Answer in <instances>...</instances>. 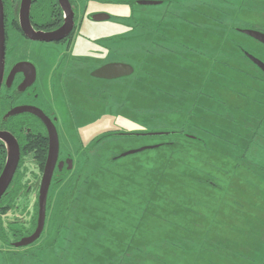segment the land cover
I'll use <instances>...</instances> for the list:
<instances>
[{"label":"rangeland","instance_id":"obj_1","mask_svg":"<svg viewBox=\"0 0 264 264\" xmlns=\"http://www.w3.org/2000/svg\"><path fill=\"white\" fill-rule=\"evenodd\" d=\"M74 2L79 10L86 7L82 0ZM172 2L166 6L138 4L132 13L129 6L92 2L80 12L83 18L72 36L73 54L93 51L103 63L128 61L136 68L133 85L146 73L138 72L137 67L146 70V63L153 64L144 57L156 56L157 62L171 60L175 66L170 71L164 67L170 72L169 83L157 86L173 90L178 84L188 89L177 88L172 95L157 92L151 99L136 103L129 92L125 96L126 88L121 85L126 81H95L89 77L88 61H69L68 73L85 67L81 75L91 83L89 89L78 78L80 99L71 90L70 101L77 103L79 110L91 108L92 113L69 123L65 107L57 105L63 115L58 127L60 155L69 154L72 168L52 177L39 239L15 247L12 242L33 231L41 175L34 153L21 154L15 176L19 193L12 196L11 207L0 216V264H94L90 261L97 251L94 241L103 234L87 244L78 238L87 234L89 223L94 221L93 211L103 201L113 206L106 211V221L119 224L110 219L119 211L114 210L117 205L124 209L121 214L129 216L121 226H139L137 251L124 253V261L118 256L104 264L263 263L264 74L240 48L264 62V45L235 29L264 32V0ZM92 12L106 13L110 18L93 21L89 18ZM85 37L95 43L101 39V43L90 50ZM48 55L57 53L53 49ZM76 86L69 82L71 89ZM74 98H78L76 102ZM178 130L199 141L175 134L123 138L113 133ZM109 131L108 138L99 139ZM169 142L175 144L168 146ZM142 147L149 148L120 156ZM162 166L177 182L179 193L173 198L183 212L169 229L160 228L158 219L170 199L164 196L172 193L158 192L164 198L155 201L154 195L148 196L150 192L136 187L134 181L141 173L148 176L151 170L163 171Z\"/></svg>","mask_w":264,"mask_h":264},{"label":"flooded vegetation","instance_id":"obj_2","mask_svg":"<svg viewBox=\"0 0 264 264\" xmlns=\"http://www.w3.org/2000/svg\"><path fill=\"white\" fill-rule=\"evenodd\" d=\"M79 1L80 0H77V2ZM82 1L86 2V4L84 5L86 7L83 8L82 10H79L74 0H67L68 10L71 13V17L73 21L72 29L68 33V35L60 41L45 42V41H38V40L36 41L29 39L23 32L20 25L22 0H1L2 15H3V31H4V57H3V74H2V78L0 79V132H4L8 134V136L13 138V140L18 145L19 157L12 180L10 181L5 192L0 197V201L5 202V199L9 197L8 194H10L9 192L11 191V189L16 187L14 182H17L15 181V176L18 171L21 154L34 153L35 156V149L33 147L34 146L37 147V140L34 141L35 142L34 144L32 142L33 138L39 139L38 143L40 145H44V148H46L45 149L46 156L44 161L42 162V166L40 165L41 162H39L35 158L36 161L38 162V166L41 171V175H40V182H41V177L46 163L47 152H48L47 125L49 124V121L53 124L57 136L59 130L58 127L62 125V119H63L62 113L56 112L54 106L50 104V102L48 101V98L46 96H42L41 92L38 89L39 80L36 74L35 66L30 60H28L31 47L35 46L36 47L35 49L43 55H46L48 53L50 47H53L55 49L57 46L64 47V49H60L63 51V53H61L57 66L59 67V69H61V72L58 78L55 79V90L56 92L61 94V97L64 100L65 116H67L69 123L70 122L74 123L76 122V120L79 119V116L90 114L91 108H86L84 106V107H79L80 109L83 110H79L77 103L72 104L70 101V99L72 98L71 90H73L75 96H77L80 99L78 87L80 86L81 83H78V78L83 79L82 71L86 69L85 67L83 68L77 67V72L73 71V73L69 74L68 66L70 62L76 64L77 62L87 63L88 61V63L90 64L88 65L87 63V69H89L88 72L89 77L95 81H100V82L104 81V82L112 83L113 80H117V79L123 80L128 75L130 76L133 73L132 72L128 75H124L114 79L94 77L91 75V72L94 69L106 63L105 62L103 63V59H101V61H97L95 53H93V51H87L86 53H82L78 55L73 54L72 36L74 31L77 29L78 25L80 24V20L83 18V16L82 17L79 16L80 12H82L83 10L86 11L87 7L92 2L95 3L102 2L101 4H105V5L117 3L124 7L129 6L131 13L133 12L132 11L133 7L138 4L146 7L153 5L166 6L169 4H173L172 2L173 0H82ZM141 1H149L151 3L141 4L140 3ZM95 14H106V13H102V12L90 13L89 18L93 21H101L110 18V15L107 14L108 18L106 19L94 20L91 17ZM28 21L33 31L49 32L62 26L66 22V16L64 9L61 7L58 0H30L28 7ZM237 29L239 28H236V30ZM87 40L92 44L95 43V40H92L89 37L87 38ZM16 41H19L20 43L19 42L15 43ZM96 41L101 42V39ZM22 42L25 43V45L22 44ZM17 45L18 47H20V49L23 48L21 55V58L23 59L13 60L16 58V56L10 58V54L13 52V49L16 48ZM166 61L167 59H165L164 61L163 59H161L159 61V65H162L163 62ZM22 62L27 63V65L26 64L21 65L20 63ZM152 78L154 80V75L152 76ZM145 79L146 76L144 73V76H141L136 80L139 82V81H145ZM69 82H72L77 86L74 89L73 88L71 89L69 87ZM82 82H83L82 83L83 86H86L87 84L90 89L91 83H88L86 79H83ZM174 86L175 88L169 91V95H172L170 92L176 89L177 84H174ZM161 91L162 89H160V92ZM78 98H74V101L76 102ZM81 99H83V97ZM142 100L144 99L141 98V101ZM66 105H67V110H66ZM89 119L91 120V118ZM131 133H138V132H131ZM7 154H8L7 144L4 142V138L0 137V174L5 166L7 160ZM68 164H71L69 168H68ZM71 168H72V158L69 156V154L63 156L60 155V150L58 148V156L56 158V161L54 162V168H53L51 180L53 175L56 174V172H60L63 170H70ZM40 182H39V186H40ZM17 193L19 192L18 191L15 192V197ZM47 197H48V192H47ZM37 202H38V194H37ZM46 202H47V198H46ZM37 214H38V209H37ZM44 222H45V218H44ZM36 224H37V218L34 224L33 231L28 235L20 236L19 240H21L23 237L31 235L36 228ZM40 235L36 240L39 239ZM19 240L12 242V245L15 242H18ZM36 240L32 243L34 244Z\"/></svg>","mask_w":264,"mask_h":264},{"label":"trees","instance_id":"obj_3","mask_svg":"<svg viewBox=\"0 0 264 264\" xmlns=\"http://www.w3.org/2000/svg\"><path fill=\"white\" fill-rule=\"evenodd\" d=\"M240 49L242 50V53H243V51H245V50H243V48H240ZM211 73L212 74L214 73L215 75H217V73H215L213 71H211ZM128 90L131 91L130 95L132 97H134L135 101H136V97H141L144 100L151 99V97H152L151 95L153 94V88H152L151 84L147 83V81H144V84L140 83L139 85H138V83L137 84L135 83L133 85L132 83L130 84V82H129L128 83ZM113 133L116 134V136L123 137V138L156 136V135H143V136L142 135H134V133L121 132V131H113ZM170 134H175V135H179V136L181 135L182 137L187 138V140H189L191 142L192 141H195V142L199 141L198 139H194L196 137H190L189 133L182 131V130H178L177 132H167V133H163L160 135L163 136V135H170ZM110 135H111L110 131L106 132V133L102 134L99 137V139L101 140V139L108 138ZM35 140H37V147L36 146L33 147L35 149V158L39 162H41L40 165L42 166V162L44 161L45 156H46V154H45L46 148H44V145H40L38 143L39 139L33 138L32 142L34 144H35V142H34ZM203 143H205V140ZM43 144H44V142H43ZM166 144L168 146H172L175 143L169 142ZM202 145L204 146L205 144H202ZM154 166H155V164H154ZM143 167L146 170L148 168V166H146V165H143ZM162 169H163V171H161L160 169H158V171L157 170H151L150 174L148 176H147V173H141V177L136 178L138 181L136 179H134V181L138 183L136 187L143 188L144 190H146L144 192H147V191L150 192V194L148 196L154 195L155 201H156V199L161 201V200H163L164 197L170 198L169 200L166 201L164 207H162V209H161L162 215L160 216V219H158V224L160 225V228L165 227V228L169 229V227L172 226L173 223L175 222L174 220L176 219V217L179 216L180 214H183V212L181 211V206L179 204H177L173 198L174 196H176L177 193H179V191H178L179 188L176 189V187H175V184L177 182L175 181V178L173 176L170 177L167 174H165V172H164L165 167L164 166H162ZM153 174H155V175L153 177H151ZM142 180L149 183L152 186H150L148 184H144ZM14 184L16 185V182H14ZM140 184H144V185L141 186ZM121 186H122V183H121ZM149 186L151 187V189ZM16 190H17V187L12 188L11 191L9 192L10 193V194H8L9 197L7 199H5V201H8V202H6L7 204H4L5 203L4 201H0V215L4 214L6 212V210L9 209V206L11 207L9 202L12 201V199H13L12 196H15ZM162 191H165L166 193L171 192L172 195L171 196L167 195V196L162 197L161 196L163 194ZM158 192L161 195H159ZM155 194H157V195H155ZM121 198H122V196H121ZM147 198H149V197H147ZM103 202H105V203L103 204ZM103 202H100V206L97 207L96 211H93L94 214H93L92 218H94V221L92 220L89 223V225L87 227V231H86L87 234L82 239L78 238V240H80L81 242L86 241L84 244H87V241L94 240L93 239L94 236H96L98 234H100V235L103 234L102 238L94 241V246H95L97 251L92 254V257L90 260L94 264H99V263L104 264L106 262V260L115 259L118 256L120 258L119 261H124L123 259L125 257L124 256L125 254H127L128 252H136L137 249L139 248V246L135 243L136 236L138 235L137 231L139 229L138 224L135 223L133 225V224L129 223L126 228L121 226V222H122V225H124V223H125L124 219H129L128 218L129 216L123 215L124 213L121 214L122 211H124V209H123V207L121 208L120 206H117V205L115 206L114 210H119V211H117V213H120V214H117L115 212L116 216L111 217L110 219L115 218V221L118 222L119 224L116 225L115 222L110 223L108 220L106 221L105 219H108L105 216L106 211L109 210V207H113V206L111 203L106 204V201H103ZM165 211H167V212L165 213ZM145 212L146 211L142 210V213H145ZM153 215H154V212H153ZM170 220H171V222H170ZM139 221L140 220H137L136 222L138 223ZM158 224L155 225L156 228H157ZM118 225L121 227L120 229L118 228ZM146 225H147V223H146ZM205 225L207 226V228H206V231H207V229H208V221L207 220H205ZM106 228H107V230L110 229V231L108 233L106 232ZM173 228H175V227H173ZM157 236L159 237L158 234H157ZM163 238H165V236ZM94 257H95V259H94Z\"/></svg>","mask_w":264,"mask_h":264},{"label":"water","instance_id":"obj_4","mask_svg":"<svg viewBox=\"0 0 264 264\" xmlns=\"http://www.w3.org/2000/svg\"><path fill=\"white\" fill-rule=\"evenodd\" d=\"M58 1L61 7L64 9L65 16H66V22L62 26H60L59 28L53 31L36 32L32 30L29 24V21H28V7H29L30 0H22L21 13H20V25H21L23 32L29 39L36 40V41L38 40V41H45V42H55V41L62 40L64 37L68 35V33L71 31L72 26H73L71 13L68 10L67 0H58ZM140 3L150 4L151 2L141 1ZM91 18L94 20H101V19L108 18V16L107 14H95ZM237 30L240 33L247 35L250 38L264 45V32H261L256 29H248V28L237 29ZM243 53L250 62H252L258 69H260L264 73V62L262 60L250 54L249 52L243 51ZM3 57H4V31H3L2 4L0 0V79L2 78V74H3ZM20 64L27 65V63L25 62H22ZM132 72H133V67L130 64L120 63V62H110V63L103 64L100 67L94 69L91 72V75L94 77L114 79V78H118L124 75H128ZM47 128H48V152H47V159H46V163L43 169L39 191H38V202H37L38 214H37L36 228L31 235L23 237L18 242H15L13 244V246L15 247L26 246L34 242L40 235L43 225H44L48 187L50 184V180H51V176H52V172L54 168V162L56 161V158L58 156V137H57L56 130L50 121H49V124L47 125ZM160 134H163V133L162 132L134 133V135H142V136L143 135H160ZM0 137L4 138V142L7 144V147H8L7 160L0 174V197H1L2 194L5 192L6 188L8 187L10 181L12 180L13 174L16 170V166L18 163V157H19V153H18L19 151H18V145L16 144V142L13 140L12 137L8 136V134L4 132H0ZM145 148H149V147L131 149V150L123 152L120 156H126L129 154H133ZM70 166L71 164H68V168ZM262 264H264V261Z\"/></svg>","mask_w":264,"mask_h":264},{"label":"crops","instance_id":"obj_5","mask_svg":"<svg viewBox=\"0 0 264 264\" xmlns=\"http://www.w3.org/2000/svg\"><path fill=\"white\" fill-rule=\"evenodd\" d=\"M17 42H19V41H16L15 43H17ZM99 43H101V42H97L94 44L90 43L91 45H89V49L92 50V48L95 47V44L99 45ZM22 44L25 45V43H23V42H22ZM35 48H36L35 46L31 47V51H30V54L28 56V60H30L35 66L36 74H37L38 80H39L38 89L41 92L42 96H46L48 98V101L50 102V104H52L54 106L56 112H59L58 106H59V108L60 107L64 108L65 104H64L63 98L61 97V94L56 92V90H55V79L58 78V76L61 72V69H59V67L57 66L58 58H60L61 52H63L62 50H57V49H59V48L64 49V47L57 46L56 49L53 47H50L49 50H52V48H53L54 50H56L55 53H57V55H52V56H49L48 53L46 55H43L41 53H36L33 51V49H35ZM22 49L23 48L20 49V47H18V45H17L16 48L13 49V52L10 54V58H13V56H16V58L13 60L23 59V58H21ZM142 52H144V51H142ZM51 53H54V51H52ZM142 54H144V53H142ZM118 56L123 57L124 55L120 54ZM118 56H114V57L118 58ZM143 60H146L147 62H150V60H152L153 64H151V63L147 64L146 63V68H147L146 70H144L142 67H137V71L140 72L142 70V71L146 72L145 73V76H146L145 81H147V83H149L150 81H153V83H149V84H151V86L153 88V95H156L157 92H160V89L157 87V83H158V85L161 82L163 84L169 83V79H170V77H169L170 69L169 68H173V67H171L173 65L171 64V60H169V63L167 60L166 62H163L162 65H159V62H157V60H156V56H151V55L149 57L148 56L144 57ZM123 61H125V62H123ZM118 62L127 63L128 61L123 59L122 61H118ZM155 62H157V64H155ZM127 64H130L133 67V73L130 76L128 75L127 76L128 78L126 77L123 80L117 79V80L112 81V83H119V82L124 83L126 81V83L121 85V86H125V88H126L125 89L126 90L125 96H128V92L131 93L128 90V83L130 82V84H131L134 81V78H135L134 73H135V69H136L133 64H131L129 62ZM164 67H166L169 71H165ZM152 68H153V71H152ZM153 75H154V80L152 78ZM131 79H132V81H131ZM137 83L139 85L140 83H144V81H139V82L136 81V84ZM177 88L181 89L182 86L179 85V87H178V84H177L176 89ZM186 89H188V88H182V90H186ZM169 91L170 90L162 89L161 92H166L169 94ZM140 101H141V97H136V103H139ZM127 102L129 103V101H127ZM132 102H135V100L133 99ZM60 111L62 112V110H60ZM77 126H80V125H77Z\"/></svg>","mask_w":264,"mask_h":264}]
</instances>
